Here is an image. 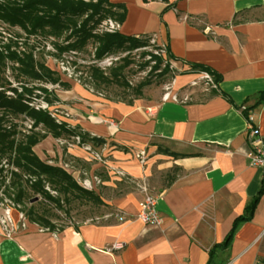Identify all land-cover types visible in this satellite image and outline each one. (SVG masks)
Instances as JSON below:
<instances>
[{
    "label": "crops",
    "instance_id": "1",
    "mask_svg": "<svg viewBox=\"0 0 264 264\" xmlns=\"http://www.w3.org/2000/svg\"><path fill=\"white\" fill-rule=\"evenodd\" d=\"M109 1L125 7L121 34L153 37L167 48L174 93L197 80L193 64L203 65L220 75L218 91L229 101L215 95L128 104L77 84L55 90L68 124L105 141L108 165L142 179L155 159H170L174 178L155 196L162 223L138 219L141 197L134 193L101 198L114 213L100 222L48 233L26 220L11 240L0 236V264H264L262 172L248 164L246 140L250 122L264 138V0ZM49 138L33 148L42 161L39 148ZM140 151L144 168L134 156ZM239 218L229 246L213 249Z\"/></svg>",
    "mask_w": 264,
    "mask_h": 264
},
{
    "label": "trees",
    "instance_id": "2",
    "mask_svg": "<svg viewBox=\"0 0 264 264\" xmlns=\"http://www.w3.org/2000/svg\"><path fill=\"white\" fill-rule=\"evenodd\" d=\"M125 15L126 10L123 5L111 4L109 0H0V22L19 28L28 39L38 35L55 39L57 41L53 43L55 58H60L63 54L79 52L89 43L94 45L95 62L102 61L108 55L121 52L129 55L135 50L150 46L149 36L135 37L123 35L119 31L109 33L99 30L102 22L106 20H112L121 25ZM17 44L16 40H10L7 43L0 41V191L9 197L14 207L19 209L29 223L54 232V225L49 220L35 216L34 208H30L27 212L21 209L20 203L23 202L27 191L40 194L58 207L61 204L60 198L53 197L47 187L65 200L74 197L87 200L95 206L106 204L94 190L79 185L62 167L40 160L33 148L47 136L54 139L79 136L82 142L90 143L94 147L105 144V141L91 137L65 122L57 123L47 111L34 107L37 101H44L49 105L60 103L56 95L45 87L46 85L68 89L70 84L61 81L59 75L44 61L36 60L33 51L19 50ZM164 51L167 56L165 61L162 55L142 52L141 56L149 57V59L142 64L141 68L149 67L148 76L157 71H160V77L171 73L172 80L174 74L171 61L174 59L167 48ZM120 59L122 64L110 67L108 74L94 64L89 67V78L94 91L100 92L102 86H109L112 83L127 86L123 81V72L130 65V60L127 56ZM163 62L165 66L161 70ZM8 68L14 74L15 84L4 80ZM190 72L197 74L207 72L217 87L221 81L220 75L207 66L193 64ZM148 79L133 88L136 96L140 97L144 87L150 84ZM203 95L201 93L199 96L207 98L222 95L229 101L224 94L218 91V88L211 89ZM133 101L123 102L132 104ZM249 111V108L242 110L248 121ZM19 116H24L32 124L28 131L30 134L24 135L20 141H17L16 126L7 123V120L9 117ZM39 128L44 130L43 135L35 132ZM161 152L173 158L183 156L167 150ZM19 178L24 180L22 182H25L27 188L17 182ZM173 178L174 175L171 176L168 186ZM242 220L243 218L237 219L222 244L216 245L213 249L227 248ZM59 231L62 230L59 229Z\"/></svg>",
    "mask_w": 264,
    "mask_h": 264
},
{
    "label": "rangeland",
    "instance_id": "3",
    "mask_svg": "<svg viewBox=\"0 0 264 264\" xmlns=\"http://www.w3.org/2000/svg\"><path fill=\"white\" fill-rule=\"evenodd\" d=\"M152 39L154 40L153 37H150V46L146 48L135 50L129 55L122 52L108 55L99 62H95L93 58V43H89L79 52L63 54L60 58H55L53 56L55 53L53 43L57 42L55 39L51 37H43L42 35L32 36L28 39L25 33L19 28L10 27L7 24L0 22L1 42L7 43L10 40H16L19 50L33 51L36 60L44 61L49 68L59 75L61 81L80 85L87 90H92L95 94H101L105 98L116 101H130L137 100V98L141 100H159L165 93V88L170 83V77L173 75L168 73L160 77L159 74L161 73H159L160 71H157L151 76H148L147 72L149 71V67L145 69L141 68L142 64L149 59V57L143 58L141 56V53L144 51L151 52L157 56L162 55L161 57L164 61L167 59L164 51L165 47L159 45L155 40L154 43H151ZM124 56H127L130 60V65L123 72V81L127 86H119L112 83L109 86H102V91L100 92L94 91L89 78V67L94 64V66L108 74V69L110 67L122 64L120 58H123ZM164 66L165 63L163 62L160 69L162 70ZM13 76L14 74L12 73V70L8 68L5 72L4 80L15 84ZM147 78H149L148 80L150 81V84L144 87L140 97L136 96L133 92V88H136L138 84L144 82ZM45 87L53 93L55 90L61 88L52 85H46ZM201 93L204 95L207 94L203 92V87H201L200 83L193 87H187L182 95L179 94L178 97L180 99L192 94L194 97H189L187 102L196 100L200 101L203 97L197 95ZM35 104H39V101L35 102ZM55 108H57V105L52 106L53 110ZM63 110L65 109L63 108ZM7 123L16 126L17 141H20L24 135L30 134V132H28L30 122L24 116L15 118L9 117ZM35 132L39 135L44 134V130L41 128L36 129ZM70 141L71 138L65 137L55 140L49 138L44 143L45 145H42L39 148V153L42 155L43 161L50 165L62 167L78 182L79 185L84 188L90 186V190H94L101 198H111L125 193H134L140 196V201L145 195L155 197L159 191L168 186L171 176H173L175 172L174 167L170 164V159H155L154 162H152L153 165L151 166L150 176L148 178L135 179L128 176L127 173L117 167L112 166L114 168L112 169L109 167L110 165L99 166L96 161L88 158L79 147H68L67 143ZM69 149L79 150L81 153L78 152L75 156ZM103 154L105 157L108 156L105 152ZM144 159L146 162V155H144ZM138 163L140 164L139 161ZM140 166H143L144 168L145 163L143 165L140 164ZM96 168L102 169L94 171ZM117 171L122 172L123 176L116 175L115 172ZM95 177L99 179L97 183L94 179ZM8 178H10V175L7 177V182ZM22 180L23 179L19 178L17 182L27 188V185L25 182H22ZM85 183H87L88 186L85 185ZM143 188L146 189L145 192L142 191ZM47 190L53 197L60 198V207L43 198L40 194H33L30 191H27L23 202L20 203V207L24 212H27L30 208H34L35 216L49 220L55 227L54 232L39 227L41 231L56 233L59 229L62 230L69 225H77L85 221L100 222L103 220L102 217L104 215L111 214L110 216L112 217L114 213L113 210L109 209L107 206H95L87 200H80L74 197H69L68 200H65L63 197H60L57 193L53 192L50 187H47ZM11 203L9 197L3 195L0 191V216L6 209L13 208ZM13 209L14 210L11 211V217L14 226L11 229L16 233L26 228L27 221L26 219L24 220L20 218L19 209L15 207Z\"/></svg>",
    "mask_w": 264,
    "mask_h": 264
},
{
    "label": "built area",
    "instance_id": "4",
    "mask_svg": "<svg viewBox=\"0 0 264 264\" xmlns=\"http://www.w3.org/2000/svg\"><path fill=\"white\" fill-rule=\"evenodd\" d=\"M119 27L120 25L118 23L112 20H106L102 22L99 30L113 33V32L119 31ZM151 43H154L153 39L151 40ZM173 81H174V78L166 86L165 93L161 97L162 101L171 100L175 103H184V104L188 103L187 99H189V97L185 96L183 98H180L181 99L180 100L178 97L179 94L173 92L172 90L173 84H174ZM200 83H201V87H203V92L205 93H208L211 89L218 88L216 83H214L210 74H208L207 72L198 73L197 80L194 83H192L190 87L199 85ZM54 105H57V108L53 110L52 106ZM34 107L36 109L47 111L49 115L57 123L65 122L68 124L67 120L69 119V113L66 110H63V107L59 103H54L53 105H49L48 103L44 101H39V104H34ZM146 113L148 114V116L151 117L155 115V109L147 108ZM29 122H30V125H29V129H30L32 122L31 121ZM249 122H250V117H249ZM109 123L113 125V122L110 121ZM246 140L250 146V151L248 154V164L251 167H257L261 169L262 187H264V138L260 136L258 132V128L255 125H252L251 122L249 123L248 128L246 130ZM67 146L68 147H79L85 153V155H87L88 158L96 161L99 165L107 166L109 164L107 158L103 154L105 151V147H106L105 145L94 147L90 143L82 142L80 140V137L76 136V137L71 138V141L67 143ZM144 155L145 154L143 151H140L134 154V156L138 159L141 165L145 163ZM109 167L114 169L112 166H109ZM115 173L116 175L123 176L122 172L117 171ZM94 179L96 183L99 180L96 177ZM85 185H87V183H85ZM87 188L90 189L91 187L88 186ZM142 191L145 192L146 189L143 188ZM11 205L14 208V205L12 203ZM13 208L6 209L4 213L0 216V236L5 237L10 240L12 239L13 234H14V231H12L11 229L14 226V223L11 217V211L14 210ZM20 218L25 220L24 215L22 213H20ZM138 219L145 224L160 225L162 223V217L160 216V214L158 213L156 209V198L155 197L145 195L142 198V200L139 202ZM120 248L121 247L119 244L114 245V249H120Z\"/></svg>",
    "mask_w": 264,
    "mask_h": 264
}]
</instances>
